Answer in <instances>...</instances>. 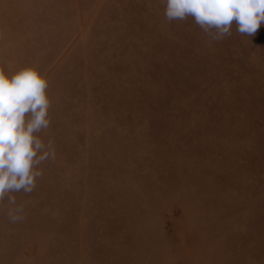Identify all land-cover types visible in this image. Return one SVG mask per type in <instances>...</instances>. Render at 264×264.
Wrapping results in <instances>:
<instances>
[{
	"label": "rangeland",
	"instance_id": "374dc122",
	"mask_svg": "<svg viewBox=\"0 0 264 264\" xmlns=\"http://www.w3.org/2000/svg\"><path fill=\"white\" fill-rule=\"evenodd\" d=\"M162 0H0V68L48 81L55 161L0 204V264H264V23L212 41Z\"/></svg>",
	"mask_w": 264,
	"mask_h": 264
},
{
	"label": "clouds",
	"instance_id": "9594fccd",
	"mask_svg": "<svg viewBox=\"0 0 264 264\" xmlns=\"http://www.w3.org/2000/svg\"><path fill=\"white\" fill-rule=\"evenodd\" d=\"M164 16L193 18L210 40L231 35L233 22L241 35L255 37L264 23V0H162ZM49 84L36 67H25L10 76L0 68V204L7 198L10 223L22 221L24 205L12 193L31 194L43 176L40 165L55 161L54 142L39 135L50 126Z\"/></svg>",
	"mask_w": 264,
	"mask_h": 264
}]
</instances>
